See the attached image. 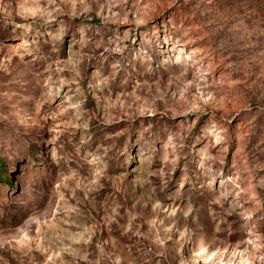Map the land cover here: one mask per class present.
<instances>
[{"label":"rangeland","instance_id":"rangeland-1","mask_svg":"<svg viewBox=\"0 0 264 264\" xmlns=\"http://www.w3.org/2000/svg\"><path fill=\"white\" fill-rule=\"evenodd\" d=\"M0 264H264V0H0Z\"/></svg>","mask_w":264,"mask_h":264},{"label":"bare ground","instance_id":"bare-ground-1","mask_svg":"<svg viewBox=\"0 0 264 264\" xmlns=\"http://www.w3.org/2000/svg\"><path fill=\"white\" fill-rule=\"evenodd\" d=\"M64 232L67 234V235H71L72 233L70 232L69 229H64ZM85 233V230L81 232V234H77V235H71L72 238H74V240H76V242L80 241L81 238H82V234ZM63 241V238L61 237V240L60 241H57L59 242L60 245L64 246V244L62 243ZM54 242V241H53Z\"/></svg>","mask_w":264,"mask_h":264}]
</instances>
